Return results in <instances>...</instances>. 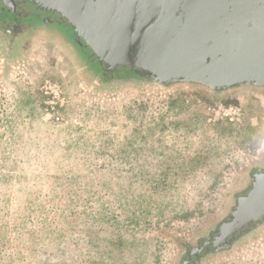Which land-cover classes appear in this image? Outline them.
I'll return each mask as SVG.
<instances>
[{
	"label": "rangeland",
	"instance_id": "374dc122",
	"mask_svg": "<svg viewBox=\"0 0 264 264\" xmlns=\"http://www.w3.org/2000/svg\"><path fill=\"white\" fill-rule=\"evenodd\" d=\"M33 48L0 58V264H174L264 154V90L93 87L69 51ZM216 104L240 118L208 121ZM243 242L206 264H264V226Z\"/></svg>",
	"mask_w": 264,
	"mask_h": 264
},
{
	"label": "water",
	"instance_id": "95a60500",
	"mask_svg": "<svg viewBox=\"0 0 264 264\" xmlns=\"http://www.w3.org/2000/svg\"><path fill=\"white\" fill-rule=\"evenodd\" d=\"M0 13L67 28L104 78L133 75L172 92L264 90V0H0ZM257 226H264V170L252 174L218 238L230 236L223 247L237 239L232 253Z\"/></svg>",
	"mask_w": 264,
	"mask_h": 264
},
{
	"label": "flooded vegetation",
	"instance_id": "af4514ba",
	"mask_svg": "<svg viewBox=\"0 0 264 264\" xmlns=\"http://www.w3.org/2000/svg\"><path fill=\"white\" fill-rule=\"evenodd\" d=\"M13 18L11 16L7 18L5 13H0V58L5 65L19 54L21 55L23 51L34 46L31 54H33L34 49L36 51H57L64 58L65 55H68L67 52L69 51L71 57L76 61L73 63L78 72H80L81 77L84 76L93 87L97 84L103 87L107 85H124L128 82H139L140 80L133 75L123 73H117L104 78L95 65L86 62L84 52L76 47L72 41L71 32L62 25L45 22L33 14H28L26 17L18 16ZM73 48L79 54L81 61ZM256 162H260L263 167L257 169L254 166ZM254 163L246 169L244 177L235 191L230 195L229 202L225 206L222 215L201 234L180 243L179 252L174 264H206L216 256L229 252L232 247L231 245L237 239L231 240L229 247H223L230 240V236L223 240L218 238L219 228L235 208L237 198L250 188L252 174L256 171L264 170V154L260 159L254 161ZM246 234V232L242 233L243 236Z\"/></svg>",
	"mask_w": 264,
	"mask_h": 264
},
{
	"label": "built area",
	"instance_id": "2783aa9c",
	"mask_svg": "<svg viewBox=\"0 0 264 264\" xmlns=\"http://www.w3.org/2000/svg\"><path fill=\"white\" fill-rule=\"evenodd\" d=\"M41 89L42 92L50 98L47 97L48 99L45 102L44 111L46 115L53 118L54 121L60 122L63 118L59 106H62L65 102L63 89L59 84L49 81H45ZM207 110L209 114L208 121H234L241 116V108L238 106L216 104L215 106H207Z\"/></svg>",
	"mask_w": 264,
	"mask_h": 264
},
{
	"label": "trees",
	"instance_id": "16d2710c",
	"mask_svg": "<svg viewBox=\"0 0 264 264\" xmlns=\"http://www.w3.org/2000/svg\"><path fill=\"white\" fill-rule=\"evenodd\" d=\"M87 63H88V62H87ZM88 64H89V63H88ZM91 65H92V64H91ZM165 107L170 109V102H169V103H166V104H165Z\"/></svg>",
	"mask_w": 264,
	"mask_h": 264
}]
</instances>
